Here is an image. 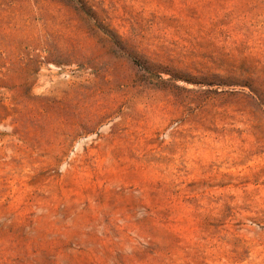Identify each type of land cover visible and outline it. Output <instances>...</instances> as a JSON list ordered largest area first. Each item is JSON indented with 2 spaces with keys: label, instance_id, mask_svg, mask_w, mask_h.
Here are the masks:
<instances>
[{
  "label": "rangeland",
  "instance_id": "1",
  "mask_svg": "<svg viewBox=\"0 0 264 264\" xmlns=\"http://www.w3.org/2000/svg\"><path fill=\"white\" fill-rule=\"evenodd\" d=\"M0 264H264V0H0Z\"/></svg>",
  "mask_w": 264,
  "mask_h": 264
}]
</instances>
